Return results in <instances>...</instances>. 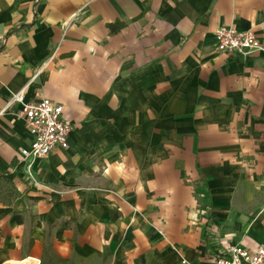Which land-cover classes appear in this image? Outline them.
I'll use <instances>...</instances> for the list:
<instances>
[{"label":"crops","instance_id":"0c3cea01","mask_svg":"<svg viewBox=\"0 0 264 264\" xmlns=\"http://www.w3.org/2000/svg\"><path fill=\"white\" fill-rule=\"evenodd\" d=\"M222 25L264 43V0H0V180L16 195L0 264H211L264 245V51H219ZM22 89L72 126L35 162L38 187Z\"/></svg>","mask_w":264,"mask_h":264},{"label":"built area","instance_id":"2783aa9c","mask_svg":"<svg viewBox=\"0 0 264 264\" xmlns=\"http://www.w3.org/2000/svg\"><path fill=\"white\" fill-rule=\"evenodd\" d=\"M216 48L233 56L247 58L264 51V43L257 32L247 29L239 30L235 25H222L215 30ZM25 90L14 93L10 104L21 102L24 104L21 113L25 125L31 135V145L20 150L19 156L25 163L27 183L39 186L33 171L35 162L39 158L47 157L55 147L67 148L71 123L64 116V106L49 97H40L37 101L25 102ZM6 108H0V116ZM187 263V260H183ZM2 264H41V260L34 256L10 263ZM211 264H264V245L256 250H248L242 245L227 247L224 253H219Z\"/></svg>","mask_w":264,"mask_h":264},{"label":"trees","instance_id":"16d2710c","mask_svg":"<svg viewBox=\"0 0 264 264\" xmlns=\"http://www.w3.org/2000/svg\"><path fill=\"white\" fill-rule=\"evenodd\" d=\"M122 24H110L111 32H117ZM3 180V181H2ZM0 180V191H5L7 193V200L4 202H10L16 197L15 195V186H13L11 181V176H6ZM33 187V186H30ZM13 197V198H12Z\"/></svg>","mask_w":264,"mask_h":264},{"label":"rangeland","instance_id":"374dc122","mask_svg":"<svg viewBox=\"0 0 264 264\" xmlns=\"http://www.w3.org/2000/svg\"><path fill=\"white\" fill-rule=\"evenodd\" d=\"M5 193H6L5 191H0V200H2V201L7 200V195Z\"/></svg>","mask_w":264,"mask_h":264}]
</instances>
